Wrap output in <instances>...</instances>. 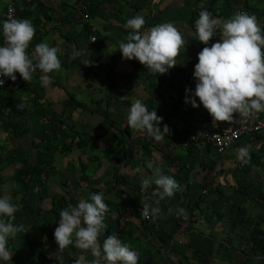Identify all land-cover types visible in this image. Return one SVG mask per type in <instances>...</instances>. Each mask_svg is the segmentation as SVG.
Listing matches in <instances>:
<instances>
[{
  "label": "crops",
  "instance_id": "1",
  "mask_svg": "<svg viewBox=\"0 0 264 264\" xmlns=\"http://www.w3.org/2000/svg\"><path fill=\"white\" fill-rule=\"evenodd\" d=\"M14 2L23 18L31 20L36 29L35 36L27 49L29 55H35L34 50L38 43L47 42L50 46L60 49L58 56L62 68L59 72L49 74L51 82L47 86L43 85L40 79L42 73L38 69L33 74L31 81L26 82L18 72L15 81L8 78L9 83L2 89L1 95V98L6 99L4 103L0 104L2 113V120H0V179L5 171L12 179L17 168L26 165L41 167L42 164L48 163V153L41 148H32V144L40 143L49 137L53 122L60 125L57 131L60 138L65 130H73L70 127L74 123H78L77 116H80V111L87 115L95 113L96 107L93 106H96L98 102L95 100L96 91L94 88L97 86V81L106 80L108 77L114 83L106 87L107 92L103 100L107 123L117 124L120 128L128 124V113L131 104L136 99H140L150 111L155 110L158 116L163 117L162 122L164 121L163 123L169 126L170 133L160 141L151 137V146L153 151L159 152L158 156L162 163L173 159V165H169L165 171H162L166 175L179 179L181 182L179 191L182 192L186 190L185 185L187 186L189 175L194 178L193 182L199 185L201 181H198L197 178L201 176L202 171L205 170L206 173L216 167L221 169L222 165L226 164L220 154L214 152L212 148L209 149L208 145L203 143L185 145L183 139L187 134L202 129L230 128L244 121H253L264 114V112H260L249 116H240L236 113L234 121L231 123L217 122L216 125H213L212 117L202 104L198 108H194L190 103H185V89L190 88L193 92L195 90L196 79L193 73L194 65L198 63L197 54L203 47H210L212 43L220 40L219 33L211 38L208 45L196 39L195 21L198 19L201 9L208 10L214 18L221 21L232 17L237 12H247L255 15L261 27L264 28V0H14ZM3 8L4 1L0 0V24L3 21ZM83 14H88L89 18L84 20L83 17L81 18ZM137 15H142L146 21L141 29L142 32H147L161 23L170 22L187 41L176 58L177 65L169 69L167 73L160 75L158 80H152L154 85H150L154 90L159 86L162 88V93H156V95H139L136 86L132 89L133 81L136 80L137 84L141 79V63L136 59H123L118 49L113 51L118 47V43L125 40V37L132 31L126 27V21ZM217 31L219 32V29ZM91 36L95 37L94 41L89 40ZM75 52H80V57L91 60V65L96 62L101 63L103 72L95 74L92 72V67L85 70L75 67V63L70 65V61L76 57L74 56ZM154 81L159 83L155 84ZM70 87H75V90H69ZM158 91L160 90L158 89ZM164 93L167 95L164 96ZM158 96L161 98L160 102ZM196 99L199 103V98ZM79 103L85 108H81ZM12 107L19 109L16 110ZM7 116L12 118V122H8ZM57 120H60L61 123ZM87 124L89 123L87 122ZM164 124H160L161 129ZM134 132L136 131L131 129L128 137H131ZM72 134H74L73 131ZM75 139H78V136ZM251 139L253 140L251 145L260 142L261 139L263 141L261 144H264V132ZM75 142L76 140L71 142L73 147L76 146ZM242 142L244 141H240L232 148H240ZM158 144L163 145L166 150H163ZM183 150L186 151L183 152ZM55 152L61 160L64 155L69 154ZM228 153H232V150L230 149ZM222 162L223 164H221ZM152 174L153 172L149 173L145 178L152 177ZM16 185L15 188L20 193L31 191L24 184L17 183ZM3 186L1 184L0 193L4 191ZM149 187L154 192L159 191L154 183ZM201 188V190L197 189L198 194L214 189L206 190L202 186ZM211 197L209 195L210 200ZM20 198L17 197L18 200H15L17 203L11 202L17 206L18 210L22 203ZM202 204L206 206L207 203L202 202L199 207L193 206V208L199 211ZM27 205L31 207L32 203L29 201ZM122 219L124 218L119 221H123ZM17 220L15 213L14 223L18 224ZM191 224L195 225L194 227L201 225L200 222H191ZM156 229L155 236L158 243L155 244L154 249L160 248V253L165 251L163 256L166 254L169 256L168 262L164 261L162 264H188V262L202 264L201 257L206 254L199 247L201 243L198 239L203 238L197 233L188 232L182 236H176L177 228ZM262 234L263 232L259 236L264 240ZM199 235L204 236L205 234L200 231ZM44 236L48 235L42 233L41 238ZM250 236L251 233L247 240L249 247L260 252L264 251V249L259 250L251 247ZM144 238L145 236H142L138 241L139 244L135 245L136 251L140 247L141 250L144 249V244L149 239L145 238L147 239L145 240ZM120 239L123 240V238ZM176 257L184 260V263L177 261ZM23 264L25 263L23 262Z\"/></svg>",
  "mask_w": 264,
  "mask_h": 264
},
{
  "label": "rangeland",
  "instance_id": "2",
  "mask_svg": "<svg viewBox=\"0 0 264 264\" xmlns=\"http://www.w3.org/2000/svg\"><path fill=\"white\" fill-rule=\"evenodd\" d=\"M16 11L19 10L16 8ZM17 16L19 19L23 18L22 14ZM0 25L2 34V23ZM85 61L89 59L76 56L70 61V65L75 63V67L85 70L92 67V72L95 74L103 72L101 63L84 65ZM140 70L142 71L141 79H138L137 84L136 80L133 81L132 89L136 86L138 94L146 96L162 93L160 86L158 88L160 91L155 89V92L150 85H154L152 80L160 78L159 73L149 72L142 64H140ZM113 83L110 77L97 81L94 90L96 91L95 100L98 103L93 106L96 107V112L87 115L80 111V116H77L78 123L70 127L73 130H65L60 138L58 135L50 134L44 140L46 144L60 148L64 143L77 140L75 137L78 136L83 139L81 148L74 146L62 160L55 150H44L42 145L37 148L48 153V163L42 164L48 176H41L39 180H33V177H30L31 181H28L31 182L28 184L30 192L17 191L16 184H23L22 181H15L13 177L10 179L6 171L1 177L0 189L3 184L4 191L0 193V196H9L11 202L21 197L22 203L16 212V220L20 218L17 223L24 224L28 229L27 232L17 233L15 238L9 239L8 248L13 252L11 263L57 264L55 259L48 258V253L54 252L58 247L54 239V230L58 226L59 211L68 205H77L80 199H86L94 194L92 193L94 189L95 193L104 192V200L109 206L104 221L107 228L100 236L101 251L103 239L110 234H117L119 238H123L121 241L128 244L134 251L139 239L145 236L149 239L144 244V249L141 250L140 247L136 251L139 255L138 264H162L164 261L168 262L169 256L167 254L163 256L165 251L160 253V248L154 249L155 244L158 243L155 236L156 228L167 230L177 228L176 236L195 232L203 238L198 239L201 243L199 247L206 254L201 257L202 264H264V251L253 250L247 244L253 228L261 229L264 238V144H261L262 139L253 145H251L253 143L251 138L241 143L240 147L248 146V156L245 158L247 163H242L238 159L239 148H231L232 153H228L229 149L226 153L220 154L226 162L221 169L216 167L206 173L205 170L202 171L201 176L197 178L201 181L199 185L195 184L194 178L189 175L187 186L182 183L185 185V192L178 190L173 197H165L159 205L160 214L149 222H143L139 215L140 204L148 202L152 205L158 196L149 186L142 190V181L153 172L155 167L161 166L165 171L169 165H173L174 161L169 159L162 163L158 156L159 152L153 151L151 137L146 133L136 131L131 137L119 138L115 128L118 125L114 124L113 127L107 123L103 100L107 92L106 87ZM69 90L73 91L75 87H70ZM163 95L166 96L167 93ZM107 97L109 98V95ZM3 119L6 121L5 118ZM7 119L8 122H12V118L7 116ZM163 122L161 124H164ZM158 145L166 150L163 145ZM236 152L237 154H234ZM149 163L152 164V168L148 167ZM205 175L209 177L206 178ZM114 177L115 181H113ZM173 178L181 185L177 177L173 176ZM25 179L28 178L22 180ZM201 186L206 190L219 189L217 193L211 195L214 202H206L208 204L206 206L202 204L198 211L193 208L192 203L198 196L197 189H202ZM29 201L32 203L31 207L27 205ZM181 208L184 209L182 214L179 213ZM121 218L124 219L120 222ZM191 222H200L201 225L194 227L195 225ZM200 231L205 235H199ZM42 233L48 236L41 238ZM69 252L72 253L71 256ZM80 254V250L70 246L59 264H72L73 259ZM85 255L86 259H93L91 253ZM176 260L184 263V260L179 257H176ZM192 264L197 263L192 262Z\"/></svg>",
  "mask_w": 264,
  "mask_h": 264
},
{
  "label": "clouds",
  "instance_id": "3",
  "mask_svg": "<svg viewBox=\"0 0 264 264\" xmlns=\"http://www.w3.org/2000/svg\"><path fill=\"white\" fill-rule=\"evenodd\" d=\"M145 23L142 15L128 19L126 27L132 31L113 51L120 50L123 59H136L153 73L165 74L177 65L176 58L187 41L170 22L142 32ZM35 31V26L27 18L4 20L2 33L5 44L0 46V76L15 81L18 72L27 82L33 79L38 69L42 73L40 79L43 85L47 86L51 82L49 74L61 71L58 47L41 42L35 46V55L30 56L27 52ZM218 33L220 40L210 47H203L197 54L198 63L194 65L193 73L196 79L194 92L190 88L185 89V103L194 108L202 104L212 117L213 125L217 122L231 123L236 113L249 116L264 112V28L255 15L247 12H237L221 21L202 8L195 21L196 39L208 45ZM80 55V52L74 53V56ZM90 61H85L84 65H91ZM4 83V79H0V86ZM162 120L163 117L158 116L155 110L150 111L140 99H136L131 104L127 123L131 129L160 141L170 133L167 124L161 129ZM237 151L238 159L247 163V147H240ZM148 167L152 168V164L149 163ZM152 183L159 189L155 193L158 199L152 205L141 203V212L146 219H155L161 211L160 202L165 197H173L180 187L159 166L154 168L152 177L142 181L141 189ZM17 211L9 196H0V264H8L12 260L9 239L28 231L24 224L14 223ZM108 211L104 192L91 194L90 199L82 198L77 205L61 209L58 226L54 230L58 247L48 253V258L55 259L59 264L65 251L74 246L81 254L73 259L72 264H138V253L123 243L117 234L103 239L101 251L100 236L107 228L104 221ZM183 212V208L179 209V213ZM86 253H91L93 259H86ZM69 255L72 253L69 252Z\"/></svg>",
  "mask_w": 264,
  "mask_h": 264
},
{
  "label": "built area",
  "instance_id": "4",
  "mask_svg": "<svg viewBox=\"0 0 264 264\" xmlns=\"http://www.w3.org/2000/svg\"><path fill=\"white\" fill-rule=\"evenodd\" d=\"M3 22L9 18L19 19L17 16L16 6L14 0H3ZM89 16L83 14V19L87 20ZM91 41L95 40V37L90 38ZM5 39L3 33L0 38V46H4ZM149 72L153 73L149 70ZM0 79L5 77L0 76ZM6 84L4 83L0 86V90L4 89ZM264 132V114L253 121H244L238 123L230 128H215V129H202L190 133L187 137L183 139L185 145H193L197 143H203L205 145H211L214 152L217 154H224L232 147L236 146L242 140H248L249 138H254ZM144 193V191H142ZM148 203V202H147ZM142 204H140V219L143 222H149L152 218H144L141 212Z\"/></svg>",
  "mask_w": 264,
  "mask_h": 264
},
{
  "label": "trees",
  "instance_id": "5",
  "mask_svg": "<svg viewBox=\"0 0 264 264\" xmlns=\"http://www.w3.org/2000/svg\"><path fill=\"white\" fill-rule=\"evenodd\" d=\"M17 14H21L20 11L17 12ZM88 15V14H87ZM9 83V80L5 77V84H8ZM2 91L3 90H0V104L4 103L5 99L6 98H1L2 96ZM68 95L73 98V96L71 94L68 93ZM158 100L159 102L161 101L160 99V96H158ZM149 102H151V100H149ZM79 106L81 108H85L82 104L79 103ZM59 123L60 120H57ZM110 123V122H109ZM53 128H52V132L51 134H53V136L57 135V131L60 127V125H58L56 122H53ZM110 126H113L114 127V124H109ZM116 127V126H115ZM116 130L118 131L119 133V138L122 137L124 138L125 137H128L131 133V128L128 126V124H126L124 127L120 128V127H116ZM242 141H246V140H242ZM42 142V143H41ZM40 143L41 144H35L33 143L32 144V148H39L41 145L43 146L44 150H55V151H59L61 153H70L73 149V145L71 143H64L62 144L61 146L62 147H58V146H52L51 144H46V142L44 140H42ZM82 143H83V139L81 137H78V139L76 140L75 142V145L78 147V148H81L82 147ZM208 148H212L211 145H208ZM41 176H48V172L45 171L44 169V166H37V165H26V166H22L20 168H17L14 172V175H13V179L15 181H22L23 184L25 185L26 188H29V185L31 182H28L30 179V177H33V180H39L41 178ZM28 178V179H25V180H22L24 178ZM31 181V180H30ZM113 181H115V177L113 178ZM92 193H95V190L93 189L92 190ZM215 193H217V189H211V190H208V191H204V192H200L197 196V198L193 201V205L194 207H199V204L202 203V202H207V201H210V202H214V199H212L211 197V200L209 199V195H214ZM90 196L89 195L86 199H90ZM209 202V203H210ZM262 233V231L260 229H253L252 232H251V236H250V245L252 248L254 249H259V250H262L264 249V240L259 236L260 234Z\"/></svg>",
  "mask_w": 264,
  "mask_h": 264
}]
</instances>
